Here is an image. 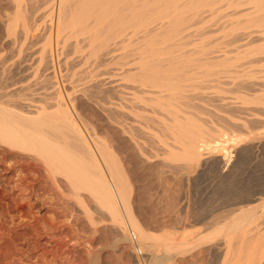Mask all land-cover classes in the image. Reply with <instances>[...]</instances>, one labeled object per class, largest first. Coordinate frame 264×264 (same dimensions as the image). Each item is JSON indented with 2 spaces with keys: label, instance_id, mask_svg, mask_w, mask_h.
Instances as JSON below:
<instances>
[{
  "label": "rangeland",
  "instance_id": "1",
  "mask_svg": "<svg viewBox=\"0 0 264 264\" xmlns=\"http://www.w3.org/2000/svg\"><path fill=\"white\" fill-rule=\"evenodd\" d=\"M29 1L0 0V107L15 111L21 97H32L36 113L46 101L63 98L72 107L62 112L66 118L60 124L88 134L113 157L137 225L129 222L121 203L118 210L96 191L102 182L73 180L64 163L44 156L39 145L24 146L19 156L0 146V264H136L127 226L138 235L149 264H223L233 255L230 249L233 264H247L257 250L252 241L259 245L264 239L257 234L264 232V88L258 67L249 64L257 50L256 0L202 3L208 18L197 25L202 36L193 40L204 39L212 51L244 32H251L254 41L249 54H231L232 71L241 73L176 102L172 111L187 117L185 129L200 139L193 155L175 149L180 145L165 127L171 110L154 105L153 95L140 93L138 84L122 81L132 63L133 69L138 66L133 57L127 61L134 44L119 45L115 55L100 54V59L86 57L87 51L76 54L71 43L56 42L58 1L55 6L53 0ZM123 86H136V100L129 103L133 122L115 119L112 103L120 101L117 90ZM25 182L30 194L24 193ZM248 241L251 246L244 244Z\"/></svg>",
  "mask_w": 264,
  "mask_h": 264
},
{
  "label": "bare ground",
  "instance_id": "2",
  "mask_svg": "<svg viewBox=\"0 0 264 264\" xmlns=\"http://www.w3.org/2000/svg\"><path fill=\"white\" fill-rule=\"evenodd\" d=\"M25 1H28L30 3L32 2L29 0ZM57 1V44L64 43V45H67L71 43L72 47H74L76 54L77 52L86 53L87 51L86 57L89 54L90 57L96 56L98 58L100 54H103L104 56H111L113 54L115 55V52H117V47H119V45L125 46V44H134L136 48L133 50L135 51L133 53V50H131V53H133V55L129 53L131 57L130 59L127 58V61L129 62V60H131V58L133 57L135 62L138 61L137 63H135L136 65L138 64V66H136L137 68L134 67L133 69V63L131 64V61L130 64L132 66L130 64L124 63L126 65H130L132 69L129 70V68V71L127 70L128 74H124L126 75L125 77H123L124 75L121 74V77L124 78V80L122 81H125V83L127 81V84L130 82L131 84L132 82L133 84H138L139 86L137 87L141 88V92H138L144 93L145 95L147 93L153 95L151 97L154 98L155 102L157 103H155L154 105H157L161 108H169L171 111H169L168 113H170V118H172L171 120L169 119L171 122L169 121L170 123L167 124L165 127L168 131H171V134L175 136V143L180 145L179 147H176L174 145L173 146L176 147L175 149L178 148L180 150H183L186 154H196L200 148V139L198 138L199 136L197 137V134L195 136L196 132L193 134V132H190L185 129L186 126H184V122L188 119L187 117L180 116L178 114L179 111L176 112L172 110L176 109V107L178 106V104L176 106V102H178L179 98L183 99V97L186 96V93H189L194 90L196 91L197 89H209L211 87V84L216 82L224 84L227 79L232 77L233 73H241V71H232V66L229 65V63H231V54L241 53L242 55L244 51L245 54H249L246 51L247 49H249V47H251L252 41H254L252 40L254 39L253 34L251 32H244L242 34H239V36H237L232 43H226L223 48H221L220 50L218 49L217 51H212L208 49V46L204 45V43H206L204 39H200L199 43L196 40H193V38H195L197 35L202 36V34H198L199 31L197 25H203V22L206 21V19L208 18L205 17L206 15L204 13L207 11L204 10V6L202 5V3L206 0H199L196 3H192L187 0ZM53 2L55 6V0H53ZM22 6H24V8L22 7L23 9H21L23 11L25 9V5L23 4ZM254 8L256 9L255 13L258 23V32L257 36L255 37V41L257 42V50L251 55L255 58L249 64L258 67V71L260 74V76L258 74L260 79L258 81L260 82L259 84L263 89L264 0H256V6ZM33 9L34 8H32V10ZM210 9L211 12L212 10H214L212 8ZM252 12L253 11H251L250 13ZM208 13H210L209 10ZM216 13H212L213 15L211 14V17L214 16ZM21 14L22 13H20V16ZM240 14L239 17H242V14L244 13L241 12ZM235 17L233 16V18ZM21 20H23V18ZM26 20L29 19H27L26 17ZM225 21L224 23L226 24L223 25V28L226 30L229 28L227 24H230V19L228 20V22L227 19ZM231 23H233V19L231 20ZM195 26L197 28L196 30H194ZM24 27L26 26L24 25ZM27 33L28 32H26V35H28ZM103 55L102 57H104ZM126 57L124 56V58ZM92 58H90V60H92ZM201 81L205 83V85L203 84L204 87L199 88L197 86V83ZM92 82L94 81H91V83ZM99 82L103 81L100 80ZM106 82L107 81H105V83ZM123 82H121L122 85L124 84ZM100 84H98L97 86L100 87ZM200 85H202V83ZM135 87L133 88L131 86H123L122 88L118 87L120 90L116 89L119 92H117L118 95L116 98L117 101H120H118V103L116 104L112 103V105H115V119L120 118L126 119L128 121L133 119L134 114L131 115V113H133L135 109L132 110V107L129 106V103L136 98L135 94L133 93V91L136 90ZM145 88L148 89L146 90ZM122 93H125V96L128 97H125L124 95H122ZM31 98L27 97L26 99L21 97L19 101L21 99L22 100L21 102L18 101L19 103L17 106H15V111H11L12 108H10L11 110H7V108H4V106L3 108L0 107V146L8 148L12 152H15L17 156H19L20 154L24 153V146L33 144L39 145L40 151L44 154V156H48L49 158L55 161L64 163L68 175L73 180L83 178L85 179V181L88 182L92 180L96 181L99 185L102 182V187L108 186L109 189H111V193H109L108 195L105 192L109 189L106 190L104 188V190L101 186L99 188H96V191L99 193H104L103 196L105 195L108 199L110 198V200L113 201L112 205H115L117 209L119 207V203H121L125 207V210H127L128 218L130 220L129 222L137 225L135 216L131 210V206L129 205L130 201H127V198H129V196L126 197L125 183L123 181L122 176L117 170L113 157L106 151L105 148L100 147L101 145L98 146V144L95 143V140L94 142L92 139H90V136L88 134L86 135L83 132L81 133L80 131L73 128V126L68 127L63 124H60V122L65 121L66 118L63 117L62 112H64L66 108H71L72 106H67L63 98H54V103H50L48 100L43 105H41V107H39V111L33 113V109L35 108L34 105L36 104V102H34L35 99ZM152 98L150 100H152ZM0 102V105H4L2 101ZM4 109H6L5 111H7V113L8 111H11V113L9 112L10 116H8L9 114L7 115L5 113ZM36 115L37 117H34ZM131 122L133 121L131 120ZM48 127L52 130L49 133H47L45 130ZM132 130L133 128H130L129 131ZM169 151H172V149ZM30 158L35 160L36 164L44 166L47 163H44L45 161H42L38 157L31 156ZM104 183L107 184V186L104 185ZM21 185H23V190L25 194L31 193L29 184L25 182V184L23 183ZM27 199H25L26 202ZM261 231L263 232V229ZM262 232L260 233L257 231V234H259L260 237H263L259 239L257 238L258 236L254 237L258 240H262V238H264V232L263 234ZM255 238H253L252 240H254ZM263 240L259 243V245L257 244V242L252 241L253 244L255 243L254 245L257 246V250H252L254 251L253 255H251V251L249 252L251 257L249 256L248 259H252L248 261L247 264H264ZM184 241H186V239ZM252 242L248 241L244 242V244L247 243L251 246L250 243ZM246 248L248 247L246 246ZM229 249L227 251H229ZM242 249H244V247H242L241 250ZM234 252L235 251L230 249V253H233V255L228 256L235 257ZM229 257H226L228 258V260L223 259V262H226L228 264L227 261H229L230 263L232 261V257L230 259ZM242 259L241 261L246 260ZM232 262L231 264L234 263Z\"/></svg>",
  "mask_w": 264,
  "mask_h": 264
},
{
  "label": "built area",
  "instance_id": "3",
  "mask_svg": "<svg viewBox=\"0 0 264 264\" xmlns=\"http://www.w3.org/2000/svg\"><path fill=\"white\" fill-rule=\"evenodd\" d=\"M127 232H128L129 243L131 245L133 254L136 259V264H149L147 255L143 251L141 242L136 232L132 228H129L128 226H127Z\"/></svg>",
  "mask_w": 264,
  "mask_h": 264
}]
</instances>
